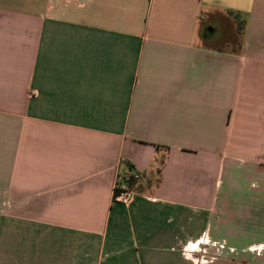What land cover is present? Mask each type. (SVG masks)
<instances>
[{"label":"crops","instance_id":"crops-1","mask_svg":"<svg viewBox=\"0 0 264 264\" xmlns=\"http://www.w3.org/2000/svg\"><path fill=\"white\" fill-rule=\"evenodd\" d=\"M241 21L239 52L210 43ZM246 166L264 0H0V264H217L193 255L235 251L220 192Z\"/></svg>","mask_w":264,"mask_h":264},{"label":"rangeland","instance_id":"rangeland-1","mask_svg":"<svg viewBox=\"0 0 264 264\" xmlns=\"http://www.w3.org/2000/svg\"><path fill=\"white\" fill-rule=\"evenodd\" d=\"M242 23L239 22L240 28ZM242 34V28L241 31L237 28V33H227L231 37V44L224 45L221 41L224 39L222 36L214 38L215 40L210 43L233 48L239 52ZM249 170L251 169H247L246 166L235 175H225L220 192L221 197H227L232 206L221 212L224 222H220V236L226 243L236 248L235 251L232 248L228 249L223 241H209L210 246L199 247V255H193L194 258H198L197 261L204 260L217 264H264V241H258L264 239V190H262L264 173H250ZM255 184L259 186L255 187ZM255 241L256 249L246 251L247 246Z\"/></svg>","mask_w":264,"mask_h":264},{"label":"built area","instance_id":"built-area-1","mask_svg":"<svg viewBox=\"0 0 264 264\" xmlns=\"http://www.w3.org/2000/svg\"><path fill=\"white\" fill-rule=\"evenodd\" d=\"M135 177H139L135 174ZM114 200L125 205H130L137 196V190L134 189L128 181H117L114 188Z\"/></svg>","mask_w":264,"mask_h":264},{"label":"trees","instance_id":"trees-1","mask_svg":"<svg viewBox=\"0 0 264 264\" xmlns=\"http://www.w3.org/2000/svg\"><path fill=\"white\" fill-rule=\"evenodd\" d=\"M139 177H135V173H130L127 176H123L120 182L128 181L130 185L134 188V184L138 181Z\"/></svg>","mask_w":264,"mask_h":264}]
</instances>
